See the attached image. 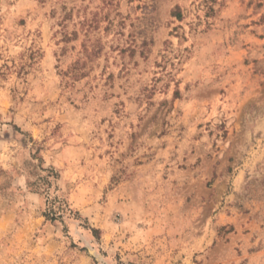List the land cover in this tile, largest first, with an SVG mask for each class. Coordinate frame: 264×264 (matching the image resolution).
Segmentation results:
<instances>
[{
  "label": "rangeland",
  "instance_id": "374dc122",
  "mask_svg": "<svg viewBox=\"0 0 264 264\" xmlns=\"http://www.w3.org/2000/svg\"><path fill=\"white\" fill-rule=\"evenodd\" d=\"M0 264H264V0H0Z\"/></svg>",
  "mask_w": 264,
  "mask_h": 264
},
{
  "label": "trees",
  "instance_id": "16d2710c",
  "mask_svg": "<svg viewBox=\"0 0 264 264\" xmlns=\"http://www.w3.org/2000/svg\"><path fill=\"white\" fill-rule=\"evenodd\" d=\"M52 219H54V218H52Z\"/></svg>",
  "mask_w": 264,
  "mask_h": 264
}]
</instances>
